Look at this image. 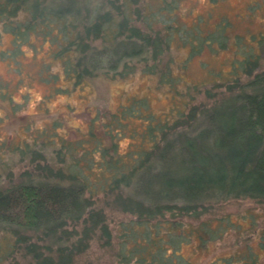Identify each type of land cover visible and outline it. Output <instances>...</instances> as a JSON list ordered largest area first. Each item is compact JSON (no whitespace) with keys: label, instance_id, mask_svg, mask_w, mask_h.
I'll return each mask as SVG.
<instances>
[{"label":"trees","instance_id":"obj_1","mask_svg":"<svg viewBox=\"0 0 264 264\" xmlns=\"http://www.w3.org/2000/svg\"><path fill=\"white\" fill-rule=\"evenodd\" d=\"M21 15L23 29L64 41L55 55L73 84L101 69L124 75L139 63L150 73L166 71L170 62L163 69L162 55L179 30L176 0H0L6 26L15 29ZM259 61L260 55L246 59V81L228 84L211 104L193 106L171 122H150L155 143L129 158L109 151L114 142L97 144L98 162L88 150L63 159L64 142L55 150L58 159L48 161L36 149L37 136L17 146L31 166L0 191V264H94L82 261L92 243L107 247L116 237L99 204L107 200L134 218L119 222V249L105 264H170L179 253L159 235L164 223L176 227L180 216L197 214L209 201L264 200V72L254 73ZM250 256L242 264H251Z\"/></svg>","mask_w":264,"mask_h":264},{"label":"rangeland","instance_id":"obj_2","mask_svg":"<svg viewBox=\"0 0 264 264\" xmlns=\"http://www.w3.org/2000/svg\"><path fill=\"white\" fill-rule=\"evenodd\" d=\"M176 1L179 30L162 55L163 69L170 62L166 71L150 73L139 63L124 75L101 69L78 84L55 55L64 41L41 29H23L22 15L13 23L21 33L0 21V191L31 166L17 146L35 136L41 141L36 149L48 161L58 159L55 150L62 142L68 145L60 151L63 159L88 150V158L98 162L97 144L109 147L113 142L115 150L109 151L126 159L152 148L156 137L148 133L151 123L171 122L193 106L211 104L235 80L237 85L245 82L246 59L260 55L254 73L264 72V0ZM99 204L116 237L107 247L94 241L82 261L105 264L119 249V222L134 216L109 206L114 205L109 200ZM169 222L159 235L168 240L170 252L179 253L170 264H242L249 254L251 264H264V200L209 201L197 214L180 216L178 226Z\"/></svg>","mask_w":264,"mask_h":264}]
</instances>
